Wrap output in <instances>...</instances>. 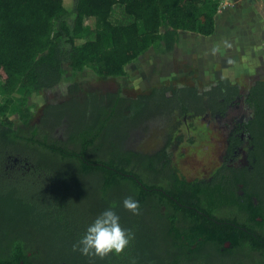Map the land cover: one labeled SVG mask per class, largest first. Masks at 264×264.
I'll return each mask as SVG.
<instances>
[{"label":"trees","instance_id":"obj_1","mask_svg":"<svg viewBox=\"0 0 264 264\" xmlns=\"http://www.w3.org/2000/svg\"><path fill=\"white\" fill-rule=\"evenodd\" d=\"M218 7L219 0H73L71 8L64 0H0V264H264V243L242 228L245 215L254 230L264 225V204L251 201L264 190V82L250 89L252 167L224 166L207 182L179 177L165 148L149 154L127 145L132 128L178 92L196 94L197 84L161 82L130 98L121 89L84 90L73 78L85 69L123 77L150 48L172 51L180 31L210 36ZM64 82L66 98L47 100L34 121L31 94ZM206 88L215 93L205 96L237 89L227 78ZM127 196L139 201L138 214L122 206ZM109 206L134 231L129 246L103 258L74 251Z\"/></svg>","mask_w":264,"mask_h":264},{"label":"rangeland","instance_id":"obj_2","mask_svg":"<svg viewBox=\"0 0 264 264\" xmlns=\"http://www.w3.org/2000/svg\"><path fill=\"white\" fill-rule=\"evenodd\" d=\"M64 3L67 8H71L73 0H64ZM241 3V0H219L215 14V29L210 36L180 31L179 41L172 52L157 53L150 48L127 65V74L123 77L102 79L89 69L73 76L68 66L65 76L67 78L73 76L84 90L121 89L126 96L146 93L149 87L161 81H174L184 85L191 83L202 87L220 76L229 77L231 81H237L242 87H247L251 78L256 76L255 67L258 65L257 67L261 66V69H264V19L259 16L258 21L254 16L247 18L237 9L241 7ZM243 3L246 6V2ZM254 4L256 9L264 11V5ZM82 40L78 39L76 42ZM253 67L255 70L251 74L250 70ZM243 76L249 77L250 80ZM65 84V82L60 84L53 91L31 94L28 104L34 121L47 100L60 101L66 98ZM3 99L4 96L0 92V102ZM10 118L15 124L20 123L17 114L12 113ZM164 127L160 125V119L156 118L132 128L127 141L128 147L144 152L153 151L163 141ZM221 150L222 141L218 134L211 141L201 139L195 145H182L175 167L185 179L206 178L218 166ZM244 260L241 264H247ZM230 263L234 264L233 261Z\"/></svg>","mask_w":264,"mask_h":264},{"label":"flooded vegetation","instance_id":"obj_3","mask_svg":"<svg viewBox=\"0 0 264 264\" xmlns=\"http://www.w3.org/2000/svg\"><path fill=\"white\" fill-rule=\"evenodd\" d=\"M257 66H254L256 68V73L254 75L256 76L251 78L250 84L247 87H242V85L237 81H231L229 77L220 76L211 83H208L202 87H198L196 94H189L185 99L183 96H181L182 94L180 92L174 95V97H172L174 98L173 104H166L165 108L162 107V110L159 114H153L144 121L145 123L159 118L160 125L165 126V131L162 133L163 141L161 145L153 151L146 153H154L161 148H165V152L175 173L179 177L184 178L178 173L177 168L175 167L180 157L178 156L179 148L182 145H195V143L201 139L209 141L212 139L214 140L216 138V134H218L220 135L222 141V150L218 166L206 178H197L194 180L184 179L187 181L204 180L210 182L216 175V172L219 169H222L224 166L230 168L248 167V169H250L252 166L250 162L251 157H249V150L253 145L251 143L252 136L248 130V126L250 120L254 116V102L252 100V95L250 94V89L255 83L264 82V69H261V66ZM254 67L250 70L251 74L254 73ZM242 72L245 73L244 71ZM244 77L245 76H243V78ZM221 78H227L232 85H235L237 87L236 92H231L228 89H221L223 95L215 94L216 96H205L203 92L207 90L212 94L215 93V89H208L206 86L216 85L218 80ZM245 78L250 80V78L247 76ZM154 86L155 85L149 87L148 90H151ZM142 94L145 93L127 97L137 98L142 96ZM200 95H202V97ZM175 100H177L176 103ZM178 100L187 102H179ZM262 104H264V102H262ZM262 124H264V122H262ZM254 161L255 158H252V162ZM237 185L239 188L243 186L241 182L237 183ZM239 192L240 194L243 193L241 190H239ZM251 201L253 205H257L259 203L264 204V190L262 191L260 199L253 195L251 196ZM243 219V223L246 225L243 224L244 227L242 228L251 233L253 238L260 240L261 243H264V225H259L261 227H258L256 230H254V227L249 226L246 223L247 221L249 222L248 215H245ZM255 219L257 221L262 220L260 216H256ZM249 229H251V231H249ZM223 246L228 248L231 246V242L226 240L224 241ZM259 250L255 251L256 254L258 252L260 254L262 253ZM263 257L257 255L256 259L259 261L262 260Z\"/></svg>","mask_w":264,"mask_h":264},{"label":"clouds","instance_id":"obj_4","mask_svg":"<svg viewBox=\"0 0 264 264\" xmlns=\"http://www.w3.org/2000/svg\"><path fill=\"white\" fill-rule=\"evenodd\" d=\"M122 206L133 214H138L140 211L139 201L132 196L125 197ZM134 236L135 233L131 228L121 225L120 216L114 206H109L86 226L83 234L72 247L82 255L103 258L109 254L122 253Z\"/></svg>","mask_w":264,"mask_h":264},{"label":"crops","instance_id":"obj_5","mask_svg":"<svg viewBox=\"0 0 264 264\" xmlns=\"http://www.w3.org/2000/svg\"><path fill=\"white\" fill-rule=\"evenodd\" d=\"M241 1H242L241 7L237 9L242 11L245 14V16H247V18L254 16V18L258 21L259 20L258 16H259L260 18L264 19V11H260L253 6L254 3L259 4L260 6L264 5V0H241ZM244 1L246 2V6L243 3Z\"/></svg>","mask_w":264,"mask_h":264},{"label":"water","instance_id":"obj_6","mask_svg":"<svg viewBox=\"0 0 264 264\" xmlns=\"http://www.w3.org/2000/svg\"><path fill=\"white\" fill-rule=\"evenodd\" d=\"M20 264H23V263H20Z\"/></svg>","mask_w":264,"mask_h":264}]
</instances>
